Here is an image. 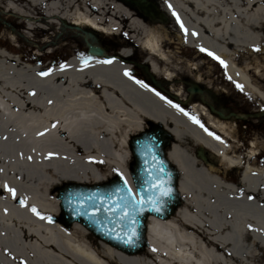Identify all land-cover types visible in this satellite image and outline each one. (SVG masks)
Returning a JSON list of instances; mask_svg holds the SVG:
<instances>
[{
  "label": "bare ground",
  "instance_id": "obj_1",
  "mask_svg": "<svg viewBox=\"0 0 264 264\" xmlns=\"http://www.w3.org/2000/svg\"><path fill=\"white\" fill-rule=\"evenodd\" d=\"M159 2L182 36L161 34V27L117 0H0L7 12L27 19L30 30L43 15V21L85 27L91 36L125 32L147 54L151 72L170 82L178 64L200 71L195 58L171 61L183 54L171 45L204 49L224 61L232 83L264 103V0ZM131 52L72 58L34 83L0 87V264H264V166L246 162L238 179L248 155L235 151L234 126L197 103L179 106L181 112L168 95L125 76ZM207 73L193 81L215 88L211 68ZM148 122L163 124L174 138L167 156L187 203L167 221L149 219L146 252L152 259L117 249L81 223L68 226L57 211L59 200L49 208L34 197L52 196L66 183L104 184L116 175L130 182L129 139ZM258 148L254 143L251 152ZM198 149L218 165L196 158ZM33 207L50 214L51 222Z\"/></svg>",
  "mask_w": 264,
  "mask_h": 264
},
{
  "label": "water",
  "instance_id": "obj_2",
  "mask_svg": "<svg viewBox=\"0 0 264 264\" xmlns=\"http://www.w3.org/2000/svg\"><path fill=\"white\" fill-rule=\"evenodd\" d=\"M89 48L90 54H105L102 48L92 45H89ZM191 92L200 91L195 86ZM148 126L150 129L133 137L129 143L134 163L130 169V182L127 181L126 186L125 178L121 179L119 176L105 184L66 183L58 189L60 207L68 226L76 222L82 223L99 239L131 255L143 253L148 248V221L151 217L166 221L183 205L179 187L180 173L167 156L173 136L163 124L149 122ZM148 139L152 141L151 150L142 148ZM161 183L171 189V195L160 199L156 205L160 210L156 211L148 201L159 196L155 185ZM118 189L120 191H117ZM128 189L132 190L137 200H144V204L134 213V225L131 218H123L125 209L121 196L125 195ZM69 193L75 194L81 200H74L69 204ZM130 227H134L136 232L131 244L125 242Z\"/></svg>",
  "mask_w": 264,
  "mask_h": 264
},
{
  "label": "rangeland",
  "instance_id": "obj_3",
  "mask_svg": "<svg viewBox=\"0 0 264 264\" xmlns=\"http://www.w3.org/2000/svg\"><path fill=\"white\" fill-rule=\"evenodd\" d=\"M117 1L122 4L124 3L121 0ZM132 11L135 13L138 12L133 9ZM42 18L43 15H40L37 19H34L35 28L30 30L27 19L22 18L19 14L7 12L5 5L0 3V54L2 55L1 52L6 54L2 56L0 55V87H12L17 84L34 83L40 74L54 68L58 61H61L59 63L61 64L66 62L69 58H72L76 53V49L86 53L87 45L85 44V41L87 39L94 45L105 47L108 49V53L113 56L115 55V57L118 56L124 48L131 49L132 51L137 52L138 55H146L142 49L135 46L130 36L125 34V32L120 35L111 36L103 35L101 33H93L91 36L87 34L90 30L85 27H82L80 30L76 28L74 29L63 20L51 19L43 21ZM38 19H40V21H37ZM63 23L66 24V26H64ZM153 25H159L162 28L161 31H159L161 34L170 32L173 38L184 34L181 30H174L172 20L168 21L166 24L158 20ZM123 26H125L124 30H126L127 24H123ZM61 28H64V30ZM175 48L183 54H179V56L171 58V61L177 59L179 62L185 60L187 61L189 59L193 60L195 58L194 62L196 64L198 63V67L200 68V71L197 72L195 70H191L188 65L184 64H178L177 68L171 67L170 71L174 75V83L172 84L174 85V91L180 94L182 98L185 97L186 94V82L194 80L195 74L203 76L208 74L204 73L205 70L208 71V69H206L207 65L213 67L212 74L216 73L217 75H221V71H218V67L222 68L221 64L211 60L210 56H207L203 52L196 49L185 47V45L182 44H174L170 46V50ZM198 55H200V57L197 58ZM28 66L33 68L28 69ZM164 66L165 64H162V67ZM231 86L233 88L230 90L229 87ZM214 87L218 93H220L221 90L227 91V94H229L230 91H235V93L239 91V97L243 96L253 99L235 85L226 87L221 84H215ZM261 107H264V103H258L257 108ZM261 126L264 128V121ZM34 197L43 201L46 206L50 208L53 204H55L54 200H58V193L56 191V193L52 196H47L45 193L40 192ZM185 203L186 201L183 199V206H187V203ZM56 208L59 214L62 215L60 200L59 205L58 207L56 205ZM43 216L49 217L51 215L43 214ZM143 255L152 259L147 252L143 253Z\"/></svg>",
  "mask_w": 264,
  "mask_h": 264
},
{
  "label": "flooded vegetation",
  "instance_id": "obj_4",
  "mask_svg": "<svg viewBox=\"0 0 264 264\" xmlns=\"http://www.w3.org/2000/svg\"><path fill=\"white\" fill-rule=\"evenodd\" d=\"M127 5L129 8L138 11L137 14L140 15L147 23L150 25L156 23L160 15V5L158 0H121ZM160 21V20H159ZM158 27H160L158 25ZM64 30V28H61ZM174 45V44H173ZM80 58H88L92 57L87 52L80 51L76 49L75 51ZM147 55V54H146ZM144 54L138 55L137 52H132V57L129 59V62L133 64L131 67V74L134 78L142 81L149 87H152L157 90H161L164 94H169V89L173 86L174 82L167 81L165 76H156L151 72L149 64L147 63L148 56ZM209 56V55H207ZM211 60H214L210 57ZM217 62V61H216ZM213 67L210 65L206 66V69ZM222 69V70H221ZM218 71H221V75H217L216 73L212 74V78L214 79L215 84H221L226 87L233 85L229 79L225 75L224 68H219ZM208 71L205 70L204 73ZM233 87H229L231 90ZM193 89V85L191 81H187L186 83V94L185 98H182L180 101L185 104L179 102V100L175 101L176 103L183 104L186 108H190L193 102H197L201 107L206 109L208 114L213 115L214 117L224 121L226 123H230L234 126L236 132V143L238 144L235 151L238 152L239 155L245 156L248 155V159H245L242 163L241 170L237 171L236 176L239 179L244 167L247 164H257L259 166H264V128H262V124L264 121V107L257 108L258 102L251 98L247 97H239V91L235 93L230 91L227 94V91L221 90L218 93L215 88L203 86L202 93L199 95L190 94V90ZM227 94V95H226ZM171 96V94H170ZM174 95H172L173 97ZM259 121H258V120ZM232 142L234 140H231ZM234 141V142H235ZM254 143H258L259 148L257 153H252L251 149ZM251 152V153H250ZM250 153V154H249ZM196 158L199 160H203L207 164L212 163L214 166L217 164L212 161L210 154L208 152L204 153V157L200 155L199 151L195 152ZM218 165V164H217ZM242 171V172H241Z\"/></svg>",
  "mask_w": 264,
  "mask_h": 264
},
{
  "label": "snow or ice",
  "instance_id": "obj_5",
  "mask_svg": "<svg viewBox=\"0 0 264 264\" xmlns=\"http://www.w3.org/2000/svg\"><path fill=\"white\" fill-rule=\"evenodd\" d=\"M173 15H175V13H173ZM181 27L183 28V25H181ZM186 31V30H185ZM201 51H205L204 49H201ZM208 55L213 56L214 59L219 60V62L223 65L224 61L220 60L219 57L215 56L213 53L208 52ZM104 63H111V61H104ZM48 73H42V75H47ZM125 76H128L130 79H132V74L128 71H125ZM136 83L140 84L141 87H145L147 88L148 86L146 84H144L142 81L137 80ZM237 87H240L239 85H237ZM156 95H160L158 92L156 93ZM161 99H164V97H161ZM169 104H171V101H168ZM173 107H176L179 111H183V109H181L179 107V105H172ZM186 114V113H185ZM193 121L196 123H199L198 120L195 119V117H192ZM211 135V133H209ZM217 139H219V137H216ZM152 147V141L151 139H148L145 143V145L142 146V148L144 149H148L151 150ZM153 159H155V156H153ZM162 171V169H161ZM121 179H123V176L121 175ZM127 180H124V185H127ZM155 187L159 190V196L154 197L153 199L149 200L148 203L152 204L153 207L155 208L156 211H159L160 209L158 207H156L157 203L160 201V199L162 197H168L171 195V189L170 188H166L164 187L163 183L161 184H156ZM12 195L13 197H15L16 193L14 189L8 188L7 189ZM117 191H120V189H118ZM68 202L69 204H71L74 200H76L77 202H79L81 200L80 197L75 196V194L69 193L68 194ZM121 202L123 204V208L125 209L124 211V217L123 218H131L132 220V224H135V216L134 213L136 211L137 208L141 207L144 204V200L143 198H141L140 200H137L135 198V196L132 193L131 189H128L127 193L123 196H121ZM20 203L23 205L24 201L21 200ZM129 209L131 211H129ZM32 212L39 216L41 219H47L49 222H51V218L50 217H44L41 216L40 213L37 211V209L35 207H33ZM136 236V232H135V228L134 227H130L129 232L127 233V239H126V243L131 244L133 241V238Z\"/></svg>",
  "mask_w": 264,
  "mask_h": 264
}]
</instances>
